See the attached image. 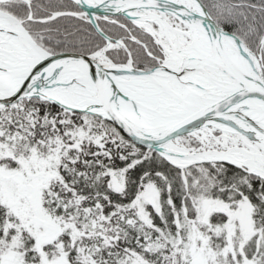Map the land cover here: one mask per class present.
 <instances>
[{
    "label": "snow or ice",
    "instance_id": "6c2138e0",
    "mask_svg": "<svg viewBox=\"0 0 264 264\" xmlns=\"http://www.w3.org/2000/svg\"><path fill=\"white\" fill-rule=\"evenodd\" d=\"M0 264H264V0H0Z\"/></svg>",
    "mask_w": 264,
    "mask_h": 264
}]
</instances>
